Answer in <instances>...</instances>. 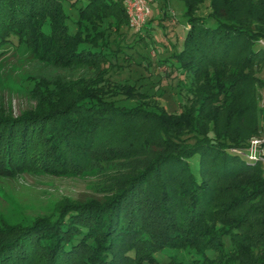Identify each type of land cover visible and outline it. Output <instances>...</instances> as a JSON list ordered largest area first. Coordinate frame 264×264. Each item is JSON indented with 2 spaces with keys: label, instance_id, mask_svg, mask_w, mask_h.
<instances>
[{
  "label": "trees",
  "instance_id": "obj_1",
  "mask_svg": "<svg viewBox=\"0 0 264 264\" xmlns=\"http://www.w3.org/2000/svg\"><path fill=\"white\" fill-rule=\"evenodd\" d=\"M203 1L184 0L187 26L169 65L196 79L195 100L180 113L119 105L92 88L65 98L54 86L47 97L38 85L34 109L13 116L0 107V177L79 175L143 157L102 199L1 223L0 264H162L158 255L169 251L177 253L164 264H183L182 250L193 251L189 264H264L262 168L229 152L246 144L230 134L234 121L249 116L248 130L264 128L255 106L264 80L248 82L239 60L227 62L243 40L246 62L264 59L255 47L264 37V0H208L205 17L196 14ZM124 8L122 0H0V55L16 39L49 63L111 65L119 54L109 47L119 42L113 31L128 22Z\"/></svg>",
  "mask_w": 264,
  "mask_h": 264
},
{
  "label": "rangeland",
  "instance_id": "obj_2",
  "mask_svg": "<svg viewBox=\"0 0 264 264\" xmlns=\"http://www.w3.org/2000/svg\"><path fill=\"white\" fill-rule=\"evenodd\" d=\"M209 5L208 0L203 1L197 6L196 14L208 16L212 11ZM149 12L144 22L131 25L128 17V22L121 28V34L118 30L113 31L118 34L119 42H111L109 47L118 50L119 54L108 58L111 65L77 61L49 63L32 56L25 45L17 44L14 39L10 47L0 55V107L4 112L17 116L36 106L39 97L33 95V88L45 87L48 94H44L48 97L53 94L50 89L55 86V89L64 90L67 94L65 98L92 88L104 100L119 105L141 106L151 110L163 108L169 114L180 113L184 105L187 107L195 100L193 87L196 82L191 73H179L169 67L174 62V53L183 42L184 26H187L186 4L184 0H156L149 4ZM105 22L100 28L104 27ZM131 36L135 37V47L126 44ZM261 40L264 41V37L257 38L255 47L262 48L259 46L264 45ZM246 46L244 40L240 42L227 62L236 63L239 60L244 68L241 75H246L242 78L248 82H258L255 78L264 80V59L256 56L246 62ZM125 55L130 58L126 59ZM206 69L208 74L218 71L217 67ZM232 70L227 68L226 74L229 75ZM257 92L259 98L255 106L264 111V87L258 88ZM249 119V116L244 118L238 126V122L233 120L235 130L230 133L232 136L235 132L244 136L246 144L253 137H264V128L261 126L248 130L251 125ZM211 131L212 123L207 126V133ZM142 159L139 156L130 161L92 165L79 175L53 176L24 171L14 178L0 177V224H21L40 216H51L59 204L67 201L74 203L102 199L116 188L132 168L139 167ZM249 162L260 164L263 174L264 162L260 158ZM191 164L194 169V159ZM168 254L158 255L160 263L164 264L168 260ZM179 255L183 264H189L194 258L192 250H182ZM238 258L244 263L249 260L244 255Z\"/></svg>",
  "mask_w": 264,
  "mask_h": 264
},
{
  "label": "built area",
  "instance_id": "obj_3",
  "mask_svg": "<svg viewBox=\"0 0 264 264\" xmlns=\"http://www.w3.org/2000/svg\"><path fill=\"white\" fill-rule=\"evenodd\" d=\"M156 0H122L125 13L130 18L131 25H138L144 22L149 16V4ZM264 44V41L261 40ZM263 48L264 45H259ZM230 150L238 155H241L247 162L260 158L264 162V137H253L242 148H230ZM264 174V171H263Z\"/></svg>",
  "mask_w": 264,
  "mask_h": 264
}]
</instances>
